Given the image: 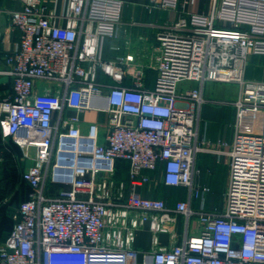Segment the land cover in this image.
<instances>
[{
	"label": "built area",
	"instance_id": "obj_1",
	"mask_svg": "<svg viewBox=\"0 0 264 264\" xmlns=\"http://www.w3.org/2000/svg\"><path fill=\"white\" fill-rule=\"evenodd\" d=\"M7 1L20 8L5 9V33L19 40L0 68V132L21 150L31 192L0 264H264V80L247 78L264 56V0H147V14L165 15L148 24L153 38L124 19L135 2ZM208 82L239 87L222 102L236 112L229 141L207 135ZM202 154L227 161L220 210L206 208ZM159 187L186 197L171 205L151 195ZM144 231L148 251L136 248Z\"/></svg>",
	"mask_w": 264,
	"mask_h": 264
},
{
	"label": "crops",
	"instance_id": "obj_2",
	"mask_svg": "<svg viewBox=\"0 0 264 264\" xmlns=\"http://www.w3.org/2000/svg\"><path fill=\"white\" fill-rule=\"evenodd\" d=\"M127 1L135 2L139 5L137 7H134L131 4L127 5L125 8L124 19L126 21L130 20L131 18L136 19L138 22L141 23V25L133 28L134 33H146L149 37L153 38L158 29L150 27L148 24L157 22L162 23L163 19H161V17L164 18L165 15L160 14L158 12H155L152 15L147 14L145 9L143 8V4H145L147 0ZM9 7L20 8V5L18 3H10L7 1L4 9ZM166 16L169 18L173 17L170 13H168ZM5 29L6 27L3 29L4 36L0 43V57L2 61L5 53L10 52L19 40L18 34H14L11 37H7ZM108 57H111V55L108 54ZM101 78L102 80H106V78L102 75ZM155 78V71H149L147 73L146 86L148 88L154 87ZM247 78L264 80V56H256L252 58L247 69ZM9 83V79H6L4 85ZM192 86H197V84L193 83ZM238 94L239 87L236 84L214 82H208L205 84L204 96L208 100V102L202 107L201 118L203 120V123L206 124L207 135L212 141H216L218 139L229 141L232 139L233 125L235 123L236 112L231 104L223 105L222 102L233 103L238 99ZM95 116L96 115L88 114L85 116V119L90 118L89 120H92L95 118ZM123 165L126 168L123 174L119 177L127 178L128 165L126 163H122L121 168ZM198 165L202 169L212 170L213 185L215 183L216 174L220 166L222 167L224 165L228 168L227 161L223 163H218L216 156L208 154L200 155ZM3 170V166L0 163V196L3 198L2 204L0 206V243L4 242V240L9 235L10 229L13 225V211L19 206V204L24 198L20 196L12 197L14 194L15 187L11 183L10 185L7 184L6 173H4ZM151 195L167 199L169 204L171 205L174 204L176 200L184 199L186 197V193L184 191L182 197L176 198V195L178 196V190L168 189L165 187L157 188L151 193ZM159 240L162 245H168L170 243L169 237L167 235H160ZM181 241L182 238H179L176 242L178 243ZM136 248L140 251L151 250L152 236L148 231L138 233L136 239Z\"/></svg>",
	"mask_w": 264,
	"mask_h": 264
},
{
	"label": "trees",
	"instance_id": "obj_3",
	"mask_svg": "<svg viewBox=\"0 0 264 264\" xmlns=\"http://www.w3.org/2000/svg\"><path fill=\"white\" fill-rule=\"evenodd\" d=\"M0 59H1V57H0ZM9 89H10L9 84H5V85L1 84L0 85V92H5ZM11 144H14L11 140L8 141V145L3 142L1 132H0V150L3 151V162L1 163V165L3 166L4 173H6L7 184L10 185V183H11L15 187L14 194L12 197H15V196L24 197L23 200L21 201V203H22L23 201L28 199L29 194L31 192V187L25 181L22 180V173L24 171V168H22L18 164V162L21 163V160L18 161L17 158L15 157L16 154H14V151L11 147ZM14 146H16V145L14 144ZM19 152H20V155H17V156L19 157L18 159H21L22 158V152L20 149H19ZM122 168H123V172H124L126 167L123 165ZM123 172L120 175H122ZM120 175H118V176H120ZM213 186L214 185L212 183V189H213ZM0 199L2 200L3 198L0 196ZM13 225H14V221H13ZM13 225H12L10 231L12 230Z\"/></svg>",
	"mask_w": 264,
	"mask_h": 264
},
{
	"label": "rangeland",
	"instance_id": "obj_4",
	"mask_svg": "<svg viewBox=\"0 0 264 264\" xmlns=\"http://www.w3.org/2000/svg\"><path fill=\"white\" fill-rule=\"evenodd\" d=\"M144 53H140L138 55L139 58L143 59L144 58ZM146 56V55H145ZM7 79V78H6ZM5 80V77L2 79ZM106 82H110V80L106 79L103 80ZM2 92H0V96ZM106 116H101L100 117V122L101 123H106ZM103 139V132H101V137L100 140L102 141ZM8 145V141L6 143ZM11 147L14 151V154H16L17 160H21V163L18 162V164L25 169L26 167V161H24L22 158L18 159L19 157L17 155H20L19 149L14 146V144H11ZM227 178H228V168L226 166H220L219 170L217 171L216 178H215V183L212 189V192L207 196V202H206V208L207 210H220L221 208L224 207L225 205V191H226V184H227ZM184 193V190H178V196L177 197H182V194ZM195 208H198V203L195 201Z\"/></svg>",
	"mask_w": 264,
	"mask_h": 264
},
{
	"label": "water",
	"instance_id": "obj_5",
	"mask_svg": "<svg viewBox=\"0 0 264 264\" xmlns=\"http://www.w3.org/2000/svg\"><path fill=\"white\" fill-rule=\"evenodd\" d=\"M7 3V0H0V43L3 39V36H4V32H3V29L5 27H7V16L5 14V5ZM0 68L2 69H5L6 66L4 64V62L0 59ZM4 77H0V85L1 84H4V82L6 81V77H5V80H2Z\"/></svg>",
	"mask_w": 264,
	"mask_h": 264
}]
</instances>
